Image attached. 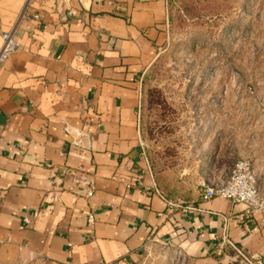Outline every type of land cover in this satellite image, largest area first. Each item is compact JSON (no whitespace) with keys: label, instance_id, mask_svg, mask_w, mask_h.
Segmentation results:
<instances>
[{"label":"crops","instance_id":"crops-1","mask_svg":"<svg viewBox=\"0 0 264 264\" xmlns=\"http://www.w3.org/2000/svg\"><path fill=\"white\" fill-rule=\"evenodd\" d=\"M23 9L0 0V47L12 30L19 44L0 75V264H137L150 244L185 264H237L224 241L264 264V216L201 201L140 145V78L167 0H31L19 21Z\"/></svg>","mask_w":264,"mask_h":264},{"label":"rangeland","instance_id":"rangeland-1","mask_svg":"<svg viewBox=\"0 0 264 264\" xmlns=\"http://www.w3.org/2000/svg\"><path fill=\"white\" fill-rule=\"evenodd\" d=\"M165 39L140 78L152 169L199 184L247 160L264 182V0H167ZM154 245L137 264H182ZM238 264V263H237Z\"/></svg>","mask_w":264,"mask_h":264},{"label":"built area","instance_id":"built-area-1","mask_svg":"<svg viewBox=\"0 0 264 264\" xmlns=\"http://www.w3.org/2000/svg\"><path fill=\"white\" fill-rule=\"evenodd\" d=\"M31 0H22L24 3V9L19 16V21L25 19L27 14V7ZM73 16V12L68 10L65 14V19ZM33 19L37 20L39 15H33ZM16 28V27H15ZM2 44L0 47V75L3 65L8 61L10 56L19 49V44L15 37L14 30L3 33L1 36ZM75 137L82 139L85 134L82 131H75ZM75 140V138H73ZM77 143V142H75ZM62 176L72 175L70 171L63 170ZM199 199L201 201H209L212 198H220L231 202L232 204L242 205L243 213L246 217L255 219L260 216H264V182L259 179L254 170L253 165L247 160L236 161L229 174L225 178L221 179H203L199 184ZM95 194V187L93 183H88L83 189L82 196L86 199H90ZM89 226L94 224L93 215L89 214L87 218ZM25 224H29V221H25ZM234 253H236V259L239 264H261L254 257H248L241 251L233 247L228 241H224ZM169 251V247H165ZM147 253L153 250V246L147 245ZM172 254L177 257L182 264L186 263L183 252L177 248L172 249Z\"/></svg>","mask_w":264,"mask_h":264}]
</instances>
